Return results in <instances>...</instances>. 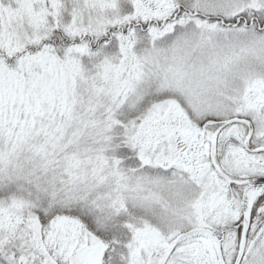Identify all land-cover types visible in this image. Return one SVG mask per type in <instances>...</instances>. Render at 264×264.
Here are the masks:
<instances>
[{"label": "snow or ice", "instance_id": "1", "mask_svg": "<svg viewBox=\"0 0 264 264\" xmlns=\"http://www.w3.org/2000/svg\"><path fill=\"white\" fill-rule=\"evenodd\" d=\"M0 264H264V0H0Z\"/></svg>", "mask_w": 264, "mask_h": 264}]
</instances>
